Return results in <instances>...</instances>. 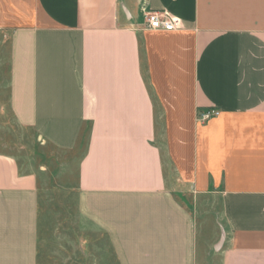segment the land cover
<instances>
[{"label":"crops","instance_id":"obj_1","mask_svg":"<svg viewBox=\"0 0 264 264\" xmlns=\"http://www.w3.org/2000/svg\"><path fill=\"white\" fill-rule=\"evenodd\" d=\"M0 0L8 107L51 145L84 147L78 205L117 264H197L174 193L218 195L219 264H264V0ZM12 11V12H13ZM147 11L177 17L145 27ZM216 108L205 123L197 113ZM33 172L0 152V264H38Z\"/></svg>","mask_w":264,"mask_h":264},{"label":"rangeland","instance_id":"obj_2","mask_svg":"<svg viewBox=\"0 0 264 264\" xmlns=\"http://www.w3.org/2000/svg\"><path fill=\"white\" fill-rule=\"evenodd\" d=\"M8 13L16 17L11 1ZM24 11H31V0ZM13 11V12H12ZM0 18V152L17 159L19 171L33 172L38 190V264H117L106 235L82 216L78 205L77 164L84 147L57 148L33 129L19 126L9 110V37L13 23ZM177 201L196 219L197 264H219L220 248L214 246L226 233L218 195L174 193Z\"/></svg>","mask_w":264,"mask_h":264},{"label":"built area","instance_id":"obj_3","mask_svg":"<svg viewBox=\"0 0 264 264\" xmlns=\"http://www.w3.org/2000/svg\"><path fill=\"white\" fill-rule=\"evenodd\" d=\"M179 19L166 11H147L145 13V27L153 30L172 31L178 28ZM219 114L216 108H206L197 113V121L205 123Z\"/></svg>","mask_w":264,"mask_h":264},{"label":"water","instance_id":"obj_4","mask_svg":"<svg viewBox=\"0 0 264 264\" xmlns=\"http://www.w3.org/2000/svg\"><path fill=\"white\" fill-rule=\"evenodd\" d=\"M223 237H224V235L221 236L220 240L216 243V245L214 246L215 249L219 248V246H220V244H221V242L223 240Z\"/></svg>","mask_w":264,"mask_h":264}]
</instances>
